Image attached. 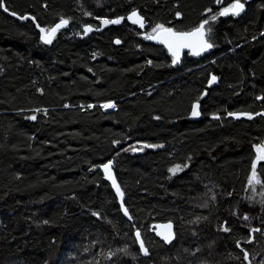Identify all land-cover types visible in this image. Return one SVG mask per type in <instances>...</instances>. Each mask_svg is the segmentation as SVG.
Instances as JSON below:
<instances>
[{
  "label": "trees",
  "instance_id": "1",
  "mask_svg": "<svg viewBox=\"0 0 264 264\" xmlns=\"http://www.w3.org/2000/svg\"><path fill=\"white\" fill-rule=\"evenodd\" d=\"M4 3L0 264H264V161L253 168L264 147V0L226 17L235 0ZM134 10L151 31L211 20L213 53L172 68L127 23L82 39L83 27ZM26 16L48 31L61 20L67 28L44 45ZM111 161L131 222L104 180ZM254 180L260 201L247 194ZM166 222L170 245L151 229Z\"/></svg>",
  "mask_w": 264,
  "mask_h": 264
},
{
  "label": "snow or ice",
  "instance_id": "2",
  "mask_svg": "<svg viewBox=\"0 0 264 264\" xmlns=\"http://www.w3.org/2000/svg\"><path fill=\"white\" fill-rule=\"evenodd\" d=\"M0 8H3V10L5 12L8 11V8L5 6L4 0H0ZM243 10V4L240 3V0H235V3H233L230 6V11L231 14L233 15H239V13ZM11 15H16V13L12 12L10 13ZM229 14V9H225L223 12L220 13V15H228ZM179 15V14H177ZM132 17H138V14L133 11L131 14ZM20 19H28L29 17H19ZM212 20L216 19V16H212L211 17ZM135 22V21H133ZM68 23V21L66 20H61V22L59 24L56 25L55 28L51 29L50 31L45 30L43 28L40 29L42 35H41V39L45 42V43H51V39L52 37L55 35V33L63 26H65ZM102 23L105 24H117L120 23V20H105L102 21ZM209 23L208 20H205L200 26L199 28L195 29L193 32H175L173 31L171 28H165L163 25H157L155 29H153V32L156 34V38L159 39V41L161 43H164L169 51L172 53L173 56V63H177L179 61V51L182 48H189L191 50V54L192 55H200L202 52L207 51L208 49L212 48L213 45L211 43H209L206 39V31H205V25H207ZM141 26H143L141 24ZM91 31V28L86 26L85 27V33ZM210 31V29H209ZM147 39H152L153 36H147ZM117 43H119V41H117ZM216 80V77L213 76L212 77V81H210V83L214 82ZM89 107H91V105H89ZM103 107L105 108H112L115 107L114 104H105ZM199 105L198 104H193V108H192V115L193 116H197L199 115V112L197 111ZM229 115H234L232 113H230ZM251 118V117H249ZM30 119H36L35 116L30 117ZM145 147H156L153 145H145ZM135 150V149H133ZM256 165H253V168H255ZM104 171L107 174L108 178L112 180V184L113 187L116 188V192L119 196H123V193L120 191L119 186L116 184L115 179L112 177L111 175V162H109L108 164L103 165ZM178 169H170V171H172L173 173L175 171H177ZM121 207L123 208V204L121 205ZM124 211V215L128 216V210L126 208L123 209ZM94 215H96V213H94ZM129 219H131V217L129 216ZM245 220L249 219V217L245 216L244 217ZM169 231L167 233H161L158 232L157 235H161L162 238L165 240V242H170L172 237V234L170 232V228L171 225L167 226ZM223 231L227 232L229 231V229L227 227L223 228ZM260 231V229H252V232H258ZM136 240L139 242L140 244V250L141 252H143L144 255H148V250L144 245L143 240L141 239V234L139 232V230L136 232ZM248 242H252L251 239ZM237 246L240 247L239 242L237 243ZM244 252V258L247 259L248 258V252L245 251L243 248L241 249Z\"/></svg>",
  "mask_w": 264,
  "mask_h": 264
},
{
  "label": "water",
  "instance_id": "3",
  "mask_svg": "<svg viewBox=\"0 0 264 264\" xmlns=\"http://www.w3.org/2000/svg\"><path fill=\"white\" fill-rule=\"evenodd\" d=\"M249 1H250V0H245V3L249 2ZM134 11L138 14L139 19H138L137 17H132V16H131V14H132V12H133V11H132V12H130L129 14H127L126 16H124V17H118V18L112 19V20H117V19H119V20H120V23H117V24H111V23H109V24H105V23H102V21H105V20H107V19H102V20H100L99 23H98V26H99L98 28H93L92 26H88V27L91 28V31H89V32H87V33H85V27H86V26L83 27V30H82V32H83L82 39L88 37V36L91 35L92 33L99 34V33L105 31V30L108 29V28H111V27H114V28H116V27H120L123 23H127L129 26L134 27V28H136L139 32H141V38H142L146 43H148V44H152V45H154V46H158V47L163 48V50L166 52L167 56L171 59V67H172V68H175L176 66H178V65L182 62L184 55H187V57H189V58H191V59H194V60H200V59L204 58L205 56H209L210 54L213 53V51H214V46H213L212 48L208 49L207 51L202 52L200 55H192V54H191V50H190L189 48H182V49L179 51V61H178L177 63L174 64V63H173V56H172V53L169 51L168 47H167L164 43H161V42L159 41V39L156 38V34H155L154 32H153L151 35H149V36H153L152 39H147V38H146L148 35L145 33V31H146V28L148 27V23L145 22V19L139 14V12H138L137 10H134ZM243 12H244V4H243V10L239 13V15H242ZM229 15H233V14H231V11H229V14H228V15H220V16H221V17H226V16H229ZM239 15H233V16H239ZM12 17L18 18V17H16V16H12ZM26 17H28V16H26ZM28 19H29L32 23L35 24V22H34V20H33L32 18L29 17ZM25 20H26V19H20L21 22H24ZM133 21H135V22H133ZM59 23H60V22H59ZM59 23H57V24H59ZM202 23H203V22H202ZM202 23H201V24H202ZM57 24H56V25H57ZM141 24H142L143 26H141ZM201 24H200V25H201ZM56 25H54L51 29L55 28ZM200 25H198L196 28L191 29V30H189V31H176V30H174L173 28H171V29H172L173 31H175V32H193L195 29L199 28ZM206 26H207V25H205V31H206ZM35 27H36L37 31L39 32V40H40V42H41L42 44H44V45L49 44V43H45V42L41 39V35H42V33H41V31H40L41 28H40L38 25H36V24H35ZM66 28H67V24H66L65 26L61 27L58 31L66 30ZM51 29H50V30H51ZM50 30H49V31H50ZM53 37H54V36H53ZM53 37H52V39H53ZM52 39H51V40H52ZM206 39H207V38H206ZM207 41H208V40H207ZM208 42H209V41H208ZM209 43H210V42H209ZM116 45H118L117 42H116ZM212 45H213V44H212ZM212 84H216V80H215L214 82H212V83L209 82V85H212ZM195 104H198V103H195ZM198 105H199V104H198ZM192 108H193V107H192ZM197 111L199 112V107H198ZM195 117H196V119H199V118H200V113H199V115H197V116H195ZM254 152H255V158H254V161H253V165L255 164V165L257 166L261 161L264 160V148H262V147H260V146H257V147H255ZM112 168H113V162L111 161V175H112V177L115 179V177H114V173H113V169H112ZM102 171H103V174H104V180L107 181V182L110 184L111 189H112L114 195L118 198V206H119V208H120V212H121L122 216H123V217L125 218V220H127L128 222H131V219H129V215H128V216H125V215H124V211H123V209L125 208V206H124V195L121 197V196H119V195L117 194V192H116V188L113 187L112 180L108 178V176H107V174L105 173V171H104L103 168H102ZM115 181H116V179H115ZM116 184L118 185L117 181H116ZM118 186H119V185H118ZM119 188H120V187H119ZM120 191H121V190H120ZM122 204H123V208L121 207ZM168 225H171L170 232H171L173 238L171 239L170 242H165V240L162 238V236H161V235H157V233H158V232H161V233H167V232L169 231V229H168V227H167ZM151 229H152V233H153V234H154L159 240H161L162 242H164L166 245H170V244H172L173 241L175 240L174 225H173L171 222L152 224ZM136 232H137V231H136ZM136 232L134 233V238H135V241H136L137 247H138V249H139V251H140V253H141V255H142L143 257H148V255H144L143 252H141V250H140V244H139V242L136 240ZM141 239H142V238H141Z\"/></svg>",
  "mask_w": 264,
  "mask_h": 264
},
{
  "label": "rangeland",
  "instance_id": "4",
  "mask_svg": "<svg viewBox=\"0 0 264 264\" xmlns=\"http://www.w3.org/2000/svg\"><path fill=\"white\" fill-rule=\"evenodd\" d=\"M209 21V23H210V21L211 20H208ZM141 33V32H140ZM264 161V160H263ZM262 162V161H261ZM247 194H248V196H249V198H250V201H255V200H253V199H259L258 201H260V199H261V197H262V188H261V186L259 185V183H258V180H254L251 184H250V186H249V188H248V191H247ZM257 201V202H258Z\"/></svg>",
  "mask_w": 264,
  "mask_h": 264
},
{
  "label": "flooded vegetation",
  "instance_id": "5",
  "mask_svg": "<svg viewBox=\"0 0 264 264\" xmlns=\"http://www.w3.org/2000/svg\"><path fill=\"white\" fill-rule=\"evenodd\" d=\"M240 3H242V2H240ZM242 4H244V6H245V0H244V2H243ZM229 11H230V8H229ZM232 16H233V15H232ZM145 22H146V21H145ZM148 27H149V25H148ZM148 27L146 28L145 33L149 36V35H151V34L153 33V31L149 30ZM186 56H187V55H186Z\"/></svg>",
  "mask_w": 264,
  "mask_h": 264
},
{
  "label": "built area",
  "instance_id": "6",
  "mask_svg": "<svg viewBox=\"0 0 264 264\" xmlns=\"http://www.w3.org/2000/svg\"><path fill=\"white\" fill-rule=\"evenodd\" d=\"M107 104H112V103H107ZM112 109H113V107L112 108H105L106 111H109V110H112Z\"/></svg>",
  "mask_w": 264,
  "mask_h": 264
},
{
  "label": "bare ground",
  "instance_id": "7",
  "mask_svg": "<svg viewBox=\"0 0 264 264\" xmlns=\"http://www.w3.org/2000/svg\"><path fill=\"white\" fill-rule=\"evenodd\" d=\"M165 28H169V27H165ZM214 39V38H213ZM185 56V55H184ZM184 58V57H183Z\"/></svg>",
  "mask_w": 264,
  "mask_h": 264
}]
</instances>
